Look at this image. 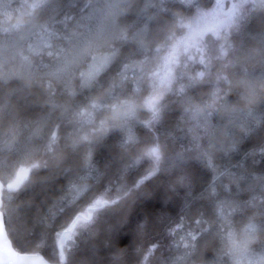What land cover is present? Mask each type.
<instances>
[{
	"label": "snow or ice",
	"instance_id": "obj_1",
	"mask_svg": "<svg viewBox=\"0 0 264 264\" xmlns=\"http://www.w3.org/2000/svg\"><path fill=\"white\" fill-rule=\"evenodd\" d=\"M146 184L174 199L138 227L174 243L141 264L209 237L213 264H264V0H0V264H47L13 228L22 194L61 198L56 264H101Z\"/></svg>",
	"mask_w": 264,
	"mask_h": 264
},
{
	"label": "trees",
	"instance_id": "obj_2",
	"mask_svg": "<svg viewBox=\"0 0 264 264\" xmlns=\"http://www.w3.org/2000/svg\"><path fill=\"white\" fill-rule=\"evenodd\" d=\"M118 143V141H114ZM179 140L176 141L178 145ZM259 143L258 137L254 134L250 141L246 142L248 151H251ZM113 154L115 151L113 150ZM242 156H234L232 162L235 163ZM256 159H259L257 156ZM261 165L255 166L257 174H260ZM143 169L137 168L129 171L128 175L133 173H140ZM35 182V180H33ZM94 183L91 178H88L84 182V186ZM160 181H157L159 184ZM144 194L147 198L146 203L135 201L130 202L122 215H119L117 222L123 235L120 236L116 250L113 251L109 247H105V238L101 237L97 240L96 255L100 258L101 264H113L111 257H119L118 264H141L140 256L145 252L147 248H150L153 243L159 242L163 247H168L174 243L172 237L161 235V232L157 228L151 230H142L138 226L143 224L146 219V211H159L160 207H167L168 201L174 199L170 194L161 192L158 189H154L153 186L145 185ZM60 197L57 195L55 188L41 189L35 188L34 191L27 192L21 195L18 203L10 205L12 209L13 228L20 231L21 239L34 242L28 246V251L24 254L39 253L45 257L51 264H56L55 258L52 252V240L49 237L46 243H40L39 238L42 234L47 235L50 232V228L45 227L40 223L41 218L44 219L45 224H50L48 220V212L56 215L57 209L60 206ZM161 200L164 204L161 205ZM53 201H55L53 203ZM139 205V206H138ZM23 209V210H22ZM198 209L192 208V216L197 215ZM180 213V207L173 205V211L170 214L177 215ZM262 239L264 235H259ZM216 241L213 237H209L204 240L200 245V253L194 258L190 259L187 264H213L208 258L209 253H215ZM169 252L173 255L177 254L173 248H168ZM127 252V255L124 253ZM168 253H163L167 255ZM162 256L161 248L157 247L154 255H149L145 264H158L159 259ZM64 264V262H61Z\"/></svg>",
	"mask_w": 264,
	"mask_h": 264
},
{
	"label": "water",
	"instance_id": "obj_3",
	"mask_svg": "<svg viewBox=\"0 0 264 264\" xmlns=\"http://www.w3.org/2000/svg\"><path fill=\"white\" fill-rule=\"evenodd\" d=\"M24 254V253H23ZM24 255H28V256H40V257H42L43 258V260L44 261H46L47 262V264H51L49 261H47L46 259H45V257L44 256H42L41 254H39V253H33V254H24Z\"/></svg>",
	"mask_w": 264,
	"mask_h": 264
},
{
	"label": "rangeland",
	"instance_id": "obj_4",
	"mask_svg": "<svg viewBox=\"0 0 264 264\" xmlns=\"http://www.w3.org/2000/svg\"><path fill=\"white\" fill-rule=\"evenodd\" d=\"M258 240H264V237L261 239L260 236H258ZM258 253H259V250H258Z\"/></svg>",
	"mask_w": 264,
	"mask_h": 264
}]
</instances>
